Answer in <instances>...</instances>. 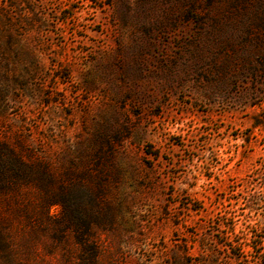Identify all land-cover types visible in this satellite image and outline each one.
Instances as JSON below:
<instances>
[{
	"label": "rangeland",
	"instance_id": "1",
	"mask_svg": "<svg viewBox=\"0 0 264 264\" xmlns=\"http://www.w3.org/2000/svg\"><path fill=\"white\" fill-rule=\"evenodd\" d=\"M0 157L72 264H264V0H0Z\"/></svg>",
	"mask_w": 264,
	"mask_h": 264
},
{
	"label": "trees",
	"instance_id": "2",
	"mask_svg": "<svg viewBox=\"0 0 264 264\" xmlns=\"http://www.w3.org/2000/svg\"><path fill=\"white\" fill-rule=\"evenodd\" d=\"M13 161L10 164L12 174H18L20 165ZM15 164V165H14ZM28 175L35 180L33 172H37L33 166L28 168ZM9 172L0 157V259L2 264H26L29 258H33L36 249L41 245L46 251L60 250L64 264H72L70 255L73 252L72 238L80 240L91 253L95 252L92 246L93 233L91 220L81 216L64 213L60 218L52 219L48 216V205L56 202L48 197L45 185L36 179L38 189L34 202L11 206L5 198V194L13 190L9 180ZM79 226L82 230L78 232ZM72 233V235H71Z\"/></svg>",
	"mask_w": 264,
	"mask_h": 264
}]
</instances>
